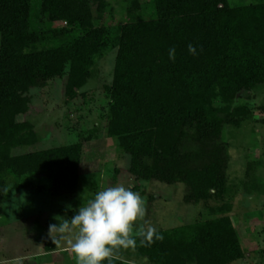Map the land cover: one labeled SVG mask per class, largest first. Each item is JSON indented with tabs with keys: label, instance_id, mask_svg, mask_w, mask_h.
<instances>
[{
	"label": "trees",
	"instance_id": "1",
	"mask_svg": "<svg viewBox=\"0 0 264 264\" xmlns=\"http://www.w3.org/2000/svg\"><path fill=\"white\" fill-rule=\"evenodd\" d=\"M126 3L127 21L113 25L106 0H0V199L49 184L60 210L76 194L82 144L12 155L39 140L16 117L29 108V90L54 78L64 81L65 102L73 100L113 50L105 136L129 155V173L182 182L193 203L225 198L224 126L251 120L252 109L235 102L264 86V0ZM257 108L264 128V102ZM133 250L151 264H230L244 256L228 216L156 230ZM111 264L128 263L113 256Z\"/></svg>",
	"mask_w": 264,
	"mask_h": 264
},
{
	"label": "rangeland",
	"instance_id": "2",
	"mask_svg": "<svg viewBox=\"0 0 264 264\" xmlns=\"http://www.w3.org/2000/svg\"><path fill=\"white\" fill-rule=\"evenodd\" d=\"M106 1L113 11L107 19L112 18L110 24L126 22V0ZM140 2L145 5L148 0ZM95 8L93 4L92 10ZM54 25L61 27L64 23ZM115 54L116 50L110 51L97 62L87 84L69 102H65L61 78L29 90V108L16 121L32 124L39 140L32 146L13 149L12 155L80 142L78 190L70 199L66 195L68 199L60 210L51 204L49 184L18 194L10 191L0 199V264H78L68 244L71 235L55 243L51 235L55 238L57 234L50 235L49 226L71 218L96 191L118 183L144 198L145 216L136 222L137 228L170 229L228 216L244 253L243 258L230 264H264V128L258 122L262 114L257 108L264 102V86L242 93L235 102L252 109V119L238 126H224L228 156L225 198L193 203L187 200L189 190L182 182L167 185L132 176L129 155L119 149L115 138L105 136L109 101L104 86L112 82ZM185 147L192 151L196 146L192 143ZM252 182L251 189L248 185ZM49 241L54 247L51 251L46 248ZM113 256L128 264H151L131 247L118 249Z\"/></svg>",
	"mask_w": 264,
	"mask_h": 264
},
{
	"label": "clouds",
	"instance_id": "3",
	"mask_svg": "<svg viewBox=\"0 0 264 264\" xmlns=\"http://www.w3.org/2000/svg\"><path fill=\"white\" fill-rule=\"evenodd\" d=\"M188 50L196 54L191 43ZM175 49L169 53L175 58ZM145 201L139 192L118 183L96 191L83 206H79L71 218H62L58 224L49 226L53 242L60 243L66 235L71 251L78 264H111L114 252L120 248L135 247L137 238L143 244L156 233L153 226L136 227V222L145 216ZM74 234V235H72Z\"/></svg>",
	"mask_w": 264,
	"mask_h": 264
}]
</instances>
